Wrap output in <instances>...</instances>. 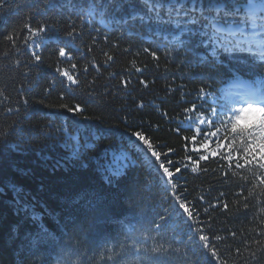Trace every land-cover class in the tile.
<instances>
[{"label":"trees","instance_id":"16d2710c","mask_svg":"<svg viewBox=\"0 0 264 264\" xmlns=\"http://www.w3.org/2000/svg\"><path fill=\"white\" fill-rule=\"evenodd\" d=\"M120 2L0 5V264H264V161L239 169L221 156L201 161L193 172L188 157H198L193 147L199 143L190 138L198 125H190L184 112L185 101L196 100L205 85L214 107H232L226 98L231 92L264 95V0H255V24L221 23L213 35L252 51L221 53L215 63L202 46L207 37L186 34L183 46L170 43L180 29L131 20L134 13L147 17V9L128 0L118 10ZM238 3L246 13L245 0ZM26 23L48 31L32 36ZM73 30L79 38L71 59L61 58L58 48ZM62 71L79 77L78 84ZM199 95L197 104L203 102ZM134 131L154 143L166 166L173 162L170 170L181 169L177 189L140 151ZM121 165L122 174L109 183L104 169ZM178 199L193 211L192 221L176 210ZM161 212L168 219L156 232L152 221L159 223ZM42 225L51 237L41 236ZM201 234L209 236L218 258H209ZM157 247L164 251L156 253Z\"/></svg>","mask_w":264,"mask_h":264},{"label":"snow or ice","instance_id":"6c2138e0","mask_svg":"<svg viewBox=\"0 0 264 264\" xmlns=\"http://www.w3.org/2000/svg\"><path fill=\"white\" fill-rule=\"evenodd\" d=\"M117 0H110V3H116ZM128 2V0H121L118 3V10L123 7V3ZM6 3V0H0V5ZM140 3L147 9L148 16L141 13H134L130 19L131 20H145V19H155L159 23L171 24L174 28L180 29V31L172 36L170 43H175L177 45L183 46L186 42L183 37L186 34L196 36L202 35L207 37L203 41L202 46L206 48V53L208 57L211 58V62L215 63V60L220 57L221 53L226 54H236V53H250L251 49H242L232 47L223 41L217 42L213 39V35L219 33L221 28L219 25L221 23H243L247 24L249 20L253 24L256 22L255 10L256 2L255 0H245L248 11L246 13L242 12L243 5L238 3V0H232V3L227 2H209L204 3L203 0H193V3L189 6L181 0L180 3H176L175 0L172 4L164 5L158 2H153V0H140ZM264 15V13H262ZM166 17V18H165ZM200 26L204 28V31H200ZM25 29L30 32V35L39 37L41 33H46L48 31L47 26H40L32 28L31 25L25 24ZM211 31L212 35L209 34ZM79 35L73 30L66 34L64 46L58 48V55L64 59H71V48L75 47L74 40L78 39ZM5 39L9 42L14 41L13 35H7ZM32 44L39 48L42 45L38 44L36 40H32ZM32 57L36 62L41 61V55L37 51L31 52ZM155 55V54H154ZM241 58L237 56V59ZM243 58L252 61L254 57L244 56ZM109 60H112L111 56H108ZM264 68V63L259 65ZM73 68L76 67L75 64L72 65ZM57 71H60L59 69ZM87 72V69H85ZM61 75L66 76L67 79L72 84H78L79 77L73 78L66 71H62ZM211 79V76L208 77ZM208 86L205 85V88ZM205 88L199 90V92L204 93L203 102L200 104L196 103L201 97L198 95L196 100H186L185 104V115H190L188 123L196 124L198 126L194 129V135L190 138L193 145L199 143V147H193V151L199 153L198 157L193 159L191 156L188 159L194 165L192 171L195 172L200 166L201 161H208L211 159H219L223 156V159L232 163L235 160V167L239 169H244L249 167L251 163H256L257 167L260 166V162L264 161V95L256 96L252 94L248 99L243 100L238 107L225 106L214 107L213 104H207V100L212 95L211 91H205ZM27 103V101H25ZM207 105V106H205ZM143 105H141L142 107ZM66 107L68 111H74L73 108L68 105H62ZM84 109L79 105L75 107V112L82 114ZM199 113V115H197ZM183 123V122H181ZM181 129L178 127L177 131ZM191 130V129H189ZM135 137L136 141L139 142L140 151L150 154L154 158V163L157 165L158 170L161 172V178L164 179L165 184H170L172 189H177V184L174 182L176 174L181 172L179 167L175 168V172L170 170L172 161H168V164L161 161L162 153L156 150L154 143L149 140L140 131H134L131 134ZM188 140V137L184 138ZM215 143V150L212 149V144ZM223 150H226L223 151ZM233 153H236L235 157ZM242 159V163L240 162ZM123 166L119 168H105V179L110 183L113 177L122 174ZM177 211L182 212L186 215L189 221L194 219V213L188 206L186 202L182 199H178ZM228 205L225 204L224 208L227 209ZM167 211V210H165ZM159 223L157 219L154 218L152 225H154V230L156 232H161L164 227V223L168 217L164 212L158 213ZM33 219H38L36 215ZM41 236L51 237V232L47 229V226H41ZM199 240L202 242V247L208 251L209 258H218V252L212 245V241L207 235H199ZM219 239V237H216ZM156 253L164 251L162 247H157L153 249ZM60 257L58 256V260Z\"/></svg>","mask_w":264,"mask_h":264},{"label":"rangeland","instance_id":"374dc122","mask_svg":"<svg viewBox=\"0 0 264 264\" xmlns=\"http://www.w3.org/2000/svg\"><path fill=\"white\" fill-rule=\"evenodd\" d=\"M228 99L235 107H238L243 100H246V98L235 94H229Z\"/></svg>","mask_w":264,"mask_h":264}]
</instances>
